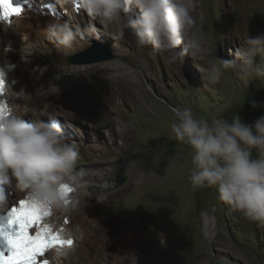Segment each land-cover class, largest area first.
Segmentation results:
<instances>
[{"label":"rangeland","instance_id":"1","mask_svg":"<svg viewBox=\"0 0 264 264\" xmlns=\"http://www.w3.org/2000/svg\"><path fill=\"white\" fill-rule=\"evenodd\" d=\"M192 7H195V12H191L196 20L195 29L199 30L206 50L205 61L186 55L182 61L169 63L168 53L151 54L149 48L137 46L134 36L127 31L122 33L118 22L113 23V26L118 24L116 27H109L89 18L86 13V23L81 29L91 24L96 28L97 34L85 35L83 39H79L83 45L72 53L63 54L54 50L57 44L49 35L46 47L38 48L39 51L23 44L21 46L22 41H25L21 37L18 49L10 48L5 53L0 33V61L26 63L24 72L36 79L32 94H27V102L30 104L28 109L40 112L41 119L52 118L58 121L65 138L77 145V167L87 173L90 181L88 197H95V203L99 204L94 216L99 224L96 234L115 240L121 237L129 239L133 230H136L135 226L127 230L111 217L131 214L142 218L149 206H154L158 217L153 226L163 223L164 229L163 233L150 237L147 241L152 247L158 236L167 237L165 242L160 243L165 244L169 251L168 260L162 264H212L216 261L228 264H264V223L247 220L239 213L230 211L220 202L215 189H193L189 182L194 167L191 150L177 141L171 131V123L174 121L172 108H190L195 116L209 121L213 118L230 121L233 116L239 115L247 124H252L264 115V105L259 101L260 92L264 89V78L254 79L244 75L239 68V61L236 67L224 73L220 83L215 86L207 84L203 71L217 57L234 59L236 49L246 47L245 40L248 36L254 38L264 34V0H193ZM31 10L37 16H44L48 12L42 1H38V5ZM58 12L60 15H57V19L67 23V13L59 4ZM45 18L50 22L55 20L51 16ZM34 28L38 32L44 31L36 20ZM117 37L124 44L123 50L127 54L122 60L117 55L120 47L112 48ZM8 44L11 45V42ZM93 45L108 47L113 51L114 59L91 65L73 66L70 63L72 55ZM256 59L264 62V57L258 56ZM109 62L115 63L119 72L113 68L112 71L95 77L84 78L82 71L86 68L94 71L96 65ZM75 68L77 73H74ZM119 79L138 84L134 87L133 94L127 92ZM39 82L43 85L39 86ZM51 85L57 87L59 92ZM71 89L76 90L74 95ZM46 91L52 98H45L43 93ZM64 94L66 98L73 97L74 102L79 94L83 95L82 99L89 101L87 108L93 112L90 111L89 116L85 108L77 114L76 119L66 120L52 114L55 107L45 109V106L53 104L57 97ZM253 101L257 105L255 108L251 106ZM98 104L109 107L112 114L104 127L103 124L102 128L94 129L93 125L101 118L97 119L94 113V107ZM70 106H67L69 111ZM114 121H122L129 132L126 139L118 138L115 146L112 144L111 131L113 128L117 131L119 127L110 125ZM257 155L256 150H253V158ZM151 167L163 173L159 174ZM140 168H144V171ZM119 178H124L122 184L118 183ZM143 178L148 179L149 183L143 185ZM24 195L26 193L20 192L19 197L24 198ZM81 206L83 207L80 203L74 212H80ZM206 215L213 223L211 236L204 229ZM80 230V225L71 227L70 231L77 239V248L72 246L73 250H70L71 253L60 264H70L72 257L82 254L84 245L80 243L83 237ZM88 233L90 240L94 233ZM151 247L149 253L152 251ZM109 261L104 256L102 264Z\"/></svg>","mask_w":264,"mask_h":264},{"label":"clouds","instance_id":"2","mask_svg":"<svg viewBox=\"0 0 264 264\" xmlns=\"http://www.w3.org/2000/svg\"><path fill=\"white\" fill-rule=\"evenodd\" d=\"M38 1L42 0L11 3L21 7L23 13L38 5ZM54 2L82 9L89 18L104 25L118 22L121 32L127 31L134 36L137 46L149 48L151 54L168 53L169 63L182 61L186 55L206 60L201 34L195 29L191 14L193 0H48L45 8H52ZM132 9H137L138 15L125 20L123 17ZM22 13L5 18L0 7V22L10 24L12 18ZM47 31L57 46L64 49H71L85 35L97 34L94 25L74 29L59 21L50 24ZM245 45L236 49L232 60L217 57L209 62L210 66L203 69L208 85L220 83L224 73L237 66V61L244 75L264 78V62L256 59L264 57V34L254 38L248 36ZM9 50L10 45L4 52ZM17 64L18 61L0 62V81L4 82L0 103L8 90L10 73L16 70ZM51 86L59 92L57 87ZM5 106L6 114L0 113V205L5 203L9 191L26 193L24 198L31 196L52 210L50 221L54 224L55 211L67 213L90 195L87 173L77 167V145L65 138L55 119H26L29 109L18 112L6 103ZM251 106L257 105L253 101ZM171 112L174 117L172 133L191 150L194 167L189 182L192 188L215 189L220 202L230 211L247 220L264 223V115L247 124L239 115L230 121L224 118L209 121L195 116L190 108H172ZM253 150L258 153L256 158L252 156ZM65 186L72 190L67 203ZM54 225L62 227L63 236L75 244L66 227ZM64 248L49 250L43 259L57 264V255L53 260L49 258L54 253L63 254Z\"/></svg>","mask_w":264,"mask_h":264},{"label":"bare ground","instance_id":"3","mask_svg":"<svg viewBox=\"0 0 264 264\" xmlns=\"http://www.w3.org/2000/svg\"><path fill=\"white\" fill-rule=\"evenodd\" d=\"M42 2L44 3V5H46V3H48V0H42ZM58 4L60 6H62L65 13H67V24L72 26L74 29L77 27L82 28L84 26V24L86 23L85 22L86 18L84 16L83 10L82 9L81 10L73 9L72 8L73 5L71 6V4L65 5L61 2H54L52 8H50V9L47 8L48 12L45 13L46 15H44V16L34 15L33 13H31L32 12L31 9H26V10H24V12L22 13V15L20 17L12 18V21L10 24H4V23L0 22V33H2V38H3L2 39L3 42L1 41L2 47L5 49L6 46H9L8 43L11 42L10 48L18 49V43H20V42H18V40L21 37H24V39H25V41H22L21 46L23 44V46L31 47V49H33L34 51L36 49L38 50V48L43 49L44 47H46V45H47L46 40L48 41V39H49L47 29H48V26L50 24H52L53 22L52 21L50 22L45 17L51 16V17L55 18L54 22L59 21L57 19L58 18L57 15H60V12H58ZM191 12L192 13L195 12V7H192ZM136 15H138V10L132 9L127 14V16H124L123 18L125 20L134 19L136 17ZM65 18H66V16H65ZM34 20H36V22H38L40 24V26L43 28L44 31L38 32L35 30ZM59 22H61V21H59ZM75 23H77V24H75ZM117 25L118 24H115V26H113V23H112V24H109V27H116ZM82 45H83V43L81 41H79V39H78V42L76 44H74L71 49H64L63 47H58L57 45L55 46L56 48L55 47H53V48H55L54 50H56V51H59L63 54H66V53H72L77 48H80ZM115 47H116V49H118L120 47V50L117 53L119 60H122V59H124V57H127L126 51L123 50L124 44H122L119 37H117V40L114 41V43H112V48H115ZM140 59H142V58L140 57ZM1 63H3V62H1ZM130 64H132V62H130ZM133 65L138 67L137 66L138 63H137V65L136 64H133ZM26 66H27L26 63L19 62L17 64L16 70L12 71V73H10L11 77H10L9 87L7 88L8 90H7V92H5L3 98L1 99V103L8 104L10 107L15 108L18 112L23 110L24 108L28 109V106L30 104L27 102L28 101L27 96L32 94V91L36 85V81H35L36 79H34V78L32 79V75L24 72V69L26 68ZM96 66H97V68H95L94 71H92V69H90V68H86L84 71H82L84 73V78L85 77H91V76L95 77V75H100L101 73H106V72L112 71L113 68L119 72V68L116 69L115 68L116 64L113 62H109L106 64L102 63V64H98ZM76 71L78 72V70L75 68L74 73H77ZM17 78H19V79H17ZM14 80H16V81H14ZM20 80H22V81H20ZM119 81L121 83H124V85H125L124 87L127 89V92L129 94H133L134 87H137V85H138L136 83H131L128 80L126 81L125 79H123V80L119 79ZM53 83H51V84H53ZM41 84H42V82H39V86ZM70 88H72V87H70ZM79 88H81V87H79ZM79 88H77L76 90L79 91ZM26 90H27V92H25ZM76 90L71 89V92H73V95H74ZM27 94H29V95H27ZM43 94L45 95V98L47 100L52 98L50 93L47 91L44 92ZM56 94L57 93H55V95ZM66 97H67L66 94H64L63 96L57 97L55 102L49 106H45V109L51 110L53 107H55V112L54 113L52 112V114H56V116L63 117V119H66V120L76 119L77 114L85 108L87 109L88 114L90 116V111H92V110H89L87 108V107H89L88 106L89 101L83 100L82 99L83 95L79 94L78 99L75 102H74L75 99H73V97H70V98H66ZM84 99H87V98L84 96ZM82 100H83V102H82ZM99 104L94 107V113H95L97 119L100 117L101 118L99 119L100 121H98L97 123H95L93 125L94 129L100 128L103 124L104 125L102 127H104L105 122L108 121L107 119L110 118V115L112 114V112L109 110V107L108 108L102 107ZM69 105H71L70 106L71 111H69V109H67V106H69ZM44 111H42L41 113H44ZM36 112H37L36 110L31 111L29 109V113L25 118L26 119L30 118L32 120L41 119L39 116L40 112H37V113ZM34 113H36V114H34ZM110 125L113 127H119V129L117 131L115 130V128H113L111 131V138L113 139L112 144H113V146H115L116 140L118 138H120L122 140L126 139L127 136L129 135V132L123 126L122 121H114ZM70 132H72V128H71ZM144 156H140V157L142 158ZM137 158H139V157H137ZM141 158H139V159H141ZM134 160H135V158H134ZM141 165H143V164L141 163ZM136 167H137V165H136ZM137 168H139V167H137ZM151 168H153V170H154V167H151ZM141 169H143L142 171H144V168H140V170ZM154 171H152V172H154ZM155 172H158L159 174L163 173V172H160V170L155 171ZM146 175H147V173L145 174V176ZM147 181H148V179L143 178L142 184L144 185V184L149 183ZM151 183H153V181ZM143 185H141V186H143ZM8 193H9V195L7 198V202L9 205H12L13 203H17L20 199H23V196L19 197L20 192L9 191ZM95 200H96L95 197H92V198L84 197L81 199V202H80L83 205V207L81 206L82 210L80 212L76 213V212H74V209L70 210L67 213H59V212L55 211L54 217L52 218V220L54 221V224H56L57 226L66 227L67 231H69L72 234V237L75 240V244L73 245L75 248H77L76 247L77 246V244H76L77 239H76V236L74 235V233H72V231H70V230H71V227L73 225H80L81 226L80 231L83 234V237H82L80 243H82L84 245L83 252L79 257H72L70 259L71 260L70 264H102V259L104 256H105V258L107 256L110 260L109 262H105L106 264H162L163 262L168 260L169 251L166 248L165 244H160L161 241L165 242V239L167 238L165 235L164 236H162V235L158 236V238L154 240V245L152 247H151V244H149L150 242L147 241L148 238H150V237L152 238L155 235H159L161 232L163 233V229H164L163 223H160L157 227L153 226V223L156 221V218L158 217V213H157V211H155L154 206L153 207L149 206V210H146L144 215L142 214L143 215L142 218H138L137 216H131V214H124L123 216H120L121 214L118 213L119 214L118 217H116L117 215L116 216L113 215L111 217V219L113 218L114 220H116V223L123 225V228H126L128 230L132 226H135V229H136V230H133L129 239H125V238L121 237V238H118L115 240L109 236L104 238V237L96 234V228L99 227V224H97L94 216H95L96 210L98 209L99 204H98V202H96L97 203L96 204ZM158 211H159V209H158ZM135 215H136V213H135ZM65 220L68 221L66 224L64 223ZM143 223H145V224L142 227L141 225ZM96 224H97V226H96ZM94 225L96 227H94ZM204 229H205V232L209 236L213 235L212 234L213 223H212L211 218L207 215L205 216ZM88 232L94 233V237L92 239L90 238V240H88V234H89ZM149 247H151V249H152L151 253H149V249H150ZM70 250H71V248L66 247L61 252L63 254L54 253L53 256L49 259L53 260L55 258V256L57 255L56 262H57V264H60V262L63 260V258L66 255H68ZM166 264H174V263L168 262Z\"/></svg>","mask_w":264,"mask_h":264},{"label":"snow or ice","instance_id":"4","mask_svg":"<svg viewBox=\"0 0 264 264\" xmlns=\"http://www.w3.org/2000/svg\"><path fill=\"white\" fill-rule=\"evenodd\" d=\"M0 7L5 18L19 16L23 11L13 6L11 0H0ZM3 87L4 82L0 81V90ZM0 113L6 114L5 103H0ZM64 190L67 203L72 190L66 186ZM51 216L52 210L31 196L12 205L6 199L0 205V264H49L43 259L49 250L72 247L73 240L63 236L62 227L56 228L51 223Z\"/></svg>","mask_w":264,"mask_h":264},{"label":"water","instance_id":"5","mask_svg":"<svg viewBox=\"0 0 264 264\" xmlns=\"http://www.w3.org/2000/svg\"><path fill=\"white\" fill-rule=\"evenodd\" d=\"M114 59V54L111 49L105 46L93 45L89 49L82 51L70 58V63L73 66L80 65H91L96 63H101L104 61H109ZM259 101L264 105V89L260 92ZM124 178H119L118 183L122 184ZM212 264H228L222 261H216Z\"/></svg>","mask_w":264,"mask_h":264}]
</instances>
